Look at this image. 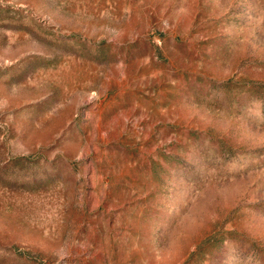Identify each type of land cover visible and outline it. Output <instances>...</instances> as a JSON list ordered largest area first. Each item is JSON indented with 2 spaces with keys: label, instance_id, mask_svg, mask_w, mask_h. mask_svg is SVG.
<instances>
[{
  "label": "rangeland",
  "instance_id": "374dc122",
  "mask_svg": "<svg viewBox=\"0 0 264 264\" xmlns=\"http://www.w3.org/2000/svg\"><path fill=\"white\" fill-rule=\"evenodd\" d=\"M0 264H264V0H0Z\"/></svg>",
  "mask_w": 264,
  "mask_h": 264
}]
</instances>
